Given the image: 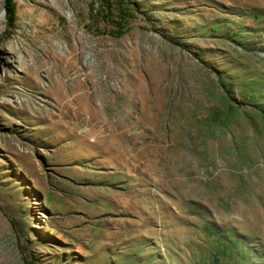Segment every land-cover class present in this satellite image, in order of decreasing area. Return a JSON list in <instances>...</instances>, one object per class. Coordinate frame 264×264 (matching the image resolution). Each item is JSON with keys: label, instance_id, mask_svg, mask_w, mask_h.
Listing matches in <instances>:
<instances>
[{"label": "rangeland", "instance_id": "374dc122", "mask_svg": "<svg viewBox=\"0 0 264 264\" xmlns=\"http://www.w3.org/2000/svg\"><path fill=\"white\" fill-rule=\"evenodd\" d=\"M9 5L0 264H264V0Z\"/></svg>", "mask_w": 264, "mask_h": 264}, {"label": "trees", "instance_id": "16d2710c", "mask_svg": "<svg viewBox=\"0 0 264 264\" xmlns=\"http://www.w3.org/2000/svg\"><path fill=\"white\" fill-rule=\"evenodd\" d=\"M7 3H8V6H9V14L12 15L13 12H14V10H13V7L9 5V4H10V0H7ZM7 20H8V22H9V18H8ZM10 30H11V25L8 26L7 33L10 32Z\"/></svg>", "mask_w": 264, "mask_h": 264}, {"label": "bare ground", "instance_id": "6f19581e", "mask_svg": "<svg viewBox=\"0 0 264 264\" xmlns=\"http://www.w3.org/2000/svg\"><path fill=\"white\" fill-rule=\"evenodd\" d=\"M4 13H5V10H4ZM4 13L0 14V18H4Z\"/></svg>", "mask_w": 264, "mask_h": 264}]
</instances>
